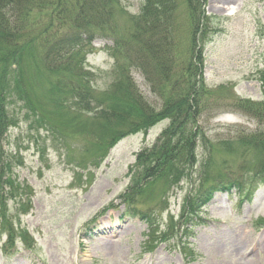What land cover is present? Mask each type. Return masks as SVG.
Masks as SVG:
<instances>
[{
	"label": "rangeland",
	"instance_id": "obj_1",
	"mask_svg": "<svg viewBox=\"0 0 264 264\" xmlns=\"http://www.w3.org/2000/svg\"><path fill=\"white\" fill-rule=\"evenodd\" d=\"M142 3L37 0L34 5L39 7L25 13L26 33L41 42L72 32L88 39L90 33L94 51L87 55L85 68L96 71L94 87L102 92L112 81L113 59L107 48ZM228 6H234L233 13H226ZM199 9L201 16L189 18ZM165 16L172 54L186 53L190 43L192 52L199 50L208 91L195 124L192 164L171 162L192 172L186 177L181 173L175 187L161 180L145 186L142 177L136 182L135 202H126L121 195L132 188L137 156L156 143L169 120L160 118L118 136L121 122L130 119H101L96 108L84 110L75 100L56 107L47 73L35 71L28 60L20 84L32 86L35 104L11 89L5 104L17 122L7 128L2 144L6 157L18 162L13 164L16 180L29 191L18 204L7 203L0 223V264H264V185L252 187L249 199L216 186L233 179L249 182L253 172H264L242 142L257 129L258 119H264V107H248L264 101L258 81L264 69V0H172V11ZM23 58L27 60V53ZM151 72L159 73L153 67ZM131 75L143 96L160 108L161 92L152 90L147 75L137 68ZM238 101H244L239 108ZM150 163L151 158L143 166ZM130 205L151 213L153 227L165 232L153 250L146 244L147 225ZM192 224L186 239L190 249L182 250L187 241L180 226L188 230ZM8 230L15 233V241L8 243L11 251L5 247ZM20 234L28 236L30 248Z\"/></svg>",
	"mask_w": 264,
	"mask_h": 264
},
{
	"label": "trees",
	"instance_id": "obj_2",
	"mask_svg": "<svg viewBox=\"0 0 264 264\" xmlns=\"http://www.w3.org/2000/svg\"><path fill=\"white\" fill-rule=\"evenodd\" d=\"M36 1L0 0V223L5 221L8 201L18 204L29 191L23 185L25 183L21 184L16 180L14 170L18 162L15 158L6 157L2 144L7 128L17 122L13 115H8L5 104L11 89L21 93L30 104H35L32 86L20 84V77L28 60L35 71L47 73L50 79L48 92L56 107L69 105L75 100L76 105L84 110L96 108V115L101 119H117L120 122L130 119L127 124L121 122L118 136L145 129L160 118H168L169 125L156 143L137 156L138 163L131 169L132 188H128L125 197L128 201L135 202L136 182L142 177L147 179L145 186L158 180L171 183V187L177 186L180 178L192 171L185 167L178 169L171 162L184 160L187 167L192 164V149L197 132L195 124L202 99L208 91L203 86L199 50L192 52L190 43L186 53L172 54L169 22L165 16L166 11H172V0H143L138 15L131 17L126 30L114 38L113 45L108 48L113 58L112 81L108 89L102 92H97L94 87L96 71L85 68V59L94 49L90 33L87 32L88 39L78 32L62 34L52 38V42H41L37 36L26 33L25 13L38 6L34 5ZM79 13H82L81 10ZM200 14L199 9V13L192 12L189 18L194 20ZM25 53L27 60L23 58ZM152 67L159 73L155 75L151 72ZM134 68L147 75L146 80L152 82V90L156 88L161 92L163 102L160 108L153 107L138 90L131 75ZM258 76L264 92V69ZM241 102L244 101H238L237 108L241 106ZM248 107L259 111V107H264V101L249 104ZM258 122L257 129L248 133L242 142L253 151L259 159L258 163L264 166V119H258ZM112 137L111 133L107 138L110 144ZM99 140L100 138L97 139ZM149 158L151 163L144 167L143 162H147ZM250 179L253 183L258 180L264 182V172H253ZM227 183L240 185L237 181ZM146 215L150 221L149 215ZM181 216L186 217L184 214ZM150 227L151 235L158 238L161 235L159 225L153 228L150 221ZM20 238L27 241L21 234ZM14 240L15 233L8 230V241L12 243Z\"/></svg>",
	"mask_w": 264,
	"mask_h": 264
},
{
	"label": "bare ground",
	"instance_id": "obj_3",
	"mask_svg": "<svg viewBox=\"0 0 264 264\" xmlns=\"http://www.w3.org/2000/svg\"><path fill=\"white\" fill-rule=\"evenodd\" d=\"M227 10H225L226 11V13H233V11L235 10L234 9V6H228L227 8H226ZM224 11V12H225ZM235 241V240H234ZM238 246H240V244H236V248H238Z\"/></svg>",
	"mask_w": 264,
	"mask_h": 264
}]
</instances>
